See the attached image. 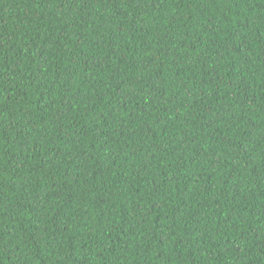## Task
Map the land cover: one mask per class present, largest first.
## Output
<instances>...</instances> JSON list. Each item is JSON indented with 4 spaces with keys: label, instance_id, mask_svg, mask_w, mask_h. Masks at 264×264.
Here are the masks:
<instances>
[{
    "label": "trees",
    "instance_id": "obj_1",
    "mask_svg": "<svg viewBox=\"0 0 264 264\" xmlns=\"http://www.w3.org/2000/svg\"><path fill=\"white\" fill-rule=\"evenodd\" d=\"M0 264H264V0H0Z\"/></svg>",
    "mask_w": 264,
    "mask_h": 264
}]
</instances>
